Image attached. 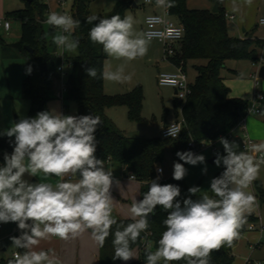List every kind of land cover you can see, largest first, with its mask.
Here are the masks:
<instances>
[{
    "label": "clouds",
    "instance_id": "clouds-1",
    "mask_svg": "<svg viewBox=\"0 0 264 264\" xmlns=\"http://www.w3.org/2000/svg\"><path fill=\"white\" fill-rule=\"evenodd\" d=\"M158 6L174 7V0H156ZM252 5L253 0H245ZM88 24L96 22L89 31L94 44L102 45L104 53L115 59L127 61L143 57L147 53V41L134 33V17L119 14L101 18L92 14ZM46 23L62 30L53 37L58 48L75 53L79 40L71 33L80 21L71 15L51 12ZM7 27V25H6ZM29 65L26 74L32 73ZM88 77L96 78L97 69H85ZM104 80L123 83L131 79L125 75L124 66L115 71L105 70ZM264 114V113H262ZM102 124L97 115L64 114L57 108L42 110L34 117H23L0 131L8 138L12 152L3 153L0 166V224L15 223L20 232L11 236L12 247L24 249L16 252L8 264H57L47 251L35 250L41 240L58 237L62 240L76 238L87 230L103 247L109 235H113V260L136 259L131 245L149 228V217L159 206L167 216L163 220L165 231L158 240V248L146 250L147 264H170L186 260V264H210L211 253L223 245L231 246L239 237V230L246 223L245 213H250L256 196L246 191L258 178L264 165V141L252 143L248 150L239 151L235 140L219 137L224 154H215L214 164L223 171L210 181V191L199 198V186L188 188L189 196L182 201L181 189L176 184H160L153 179L142 199L134 200L130 207L132 221L118 224L113 213V186H119L104 160L95 155V133ZM181 130L172 124L168 135L176 138ZM14 138V139H13ZM256 154H259L258 156ZM180 162H174L172 177L176 181L188 175L185 164L205 165L206 157L192 151H178ZM163 174V169L157 167ZM55 176L57 183L30 182L25 176ZM78 179H73L75 177ZM116 230L112 233V227Z\"/></svg>",
    "mask_w": 264,
    "mask_h": 264
},
{
    "label": "trees",
    "instance_id": "trees-1",
    "mask_svg": "<svg viewBox=\"0 0 264 264\" xmlns=\"http://www.w3.org/2000/svg\"><path fill=\"white\" fill-rule=\"evenodd\" d=\"M25 6L6 13L7 18L18 19L21 25L19 40L30 49L18 51L25 63V71L30 65L32 73L24 75L22 94L29 101L27 117H34L37 112L48 110L49 102L56 99L54 95L55 82L59 78L58 66L62 58L57 54V45L53 43L56 30L49 25L44 28L43 23L49 15V5L43 0H23ZM87 0H73L71 13L74 19L79 20L80 26L71 33L73 39L79 40L77 54L66 60L70 63L67 82V102H74L77 106L76 115H97L102 124L98 127L95 136L97 140L96 157L111 162L119 169H124L125 175H134L142 182L140 199L148 191L153 179H157L155 168L164 161L169 152L175 160L178 151H186L187 143L193 139L196 143L217 139L221 134L234 128L241 117L246 113L249 103L238 97L229 96V87L225 84L221 70L230 59H247L254 63L260 61L264 47V38L256 36L238 37L229 34L225 11L219 6L218 12L206 9H192L187 0H174V7L168 8L184 28V36L173 57L169 61L175 65H182L184 70L189 61H192L197 71L195 82L191 85V93L184 101L174 102V113L184 119L185 126L177 138H163L160 136L144 137L136 134H125L115 122L106 114V108L111 106H125L130 121L143 122L142 116L144 93L141 85L123 93L110 95L105 92L102 73L107 54L102 45L94 44L89 38V31L96 23L88 24L86 18L91 15L86 8ZM124 8L133 4L126 1ZM101 18H107L98 15ZM110 18V17H108ZM2 42V39L0 38ZM3 43V42H2ZM3 44V50H5ZM66 53V52H65ZM205 60V63H200ZM95 67L96 78L88 77L85 69ZM180 108V109H179ZM14 139V138H13ZM12 152L8 138L0 136V166L3 164V153ZM221 174L218 173L215 177ZM160 184H176L181 189V201L189 196L188 186L183 180L176 181L172 174L159 179ZM259 196L264 203V190L256 184ZM213 195V194H212ZM202 196L197 193L196 197ZM167 213L159 206L155 215L149 217V241L151 247L140 249V238L131 245L138 248V258L127 264H147L146 250L155 251L158 240L161 238L165 226L163 220ZM246 223L239 230L240 233L248 229L249 224L258 221L254 214L245 213ZM118 224L127 225L133 222L130 218L115 217ZM116 225L112 227V233ZM114 236L109 235L103 247L99 246V264H120L122 261L113 260ZM223 245L219 250L211 253L210 264H234L233 245ZM13 257L0 259V264H8ZM159 264H164L160 261ZM170 264H186V260L173 261Z\"/></svg>",
    "mask_w": 264,
    "mask_h": 264
},
{
    "label": "rangeland",
    "instance_id": "rangeland-1",
    "mask_svg": "<svg viewBox=\"0 0 264 264\" xmlns=\"http://www.w3.org/2000/svg\"><path fill=\"white\" fill-rule=\"evenodd\" d=\"M49 5V11L56 12L58 8L63 12L70 13L73 0H43ZM128 0H87L86 8L92 15H102L104 17H111L119 14L121 18L126 15L134 17V33L137 36L144 38L147 43V53L143 57H138L135 60L127 61L125 59H115L107 56L104 64V71H115L118 66H124L125 75H131V79L117 83L105 80V90L110 95L126 93L137 85H141L144 93L142 116L145 121L135 122L128 118L127 108L125 106H114L109 112L114 117L118 127L125 132V134H136L144 137L160 136V131L163 124L172 118L174 113V102L177 100L175 90L171 86L161 85L158 82V75L163 71H176L169 59L163 54V45L155 40L148 39L144 35V22L148 14L159 13L163 14V6L143 3L142 0H132L133 4L126 6L124 4ZM7 8H18L23 6V0H3ZM218 4L226 13L234 14L235 20H226L229 34L233 36H247L248 34H256L264 38V25L259 24L261 17H264V0H253L252 5H247L245 0H187V5L192 9H206L212 11L215 4ZM137 6H133V5ZM6 10L0 13V17H6ZM49 13V14H50ZM165 13V12H164ZM176 21L172 15H167ZM11 29L6 31L0 28V131L7 129L13 122L20 118L27 117L29 109V101L24 98L22 94V82L25 75V63L23 58L18 54V49L10 46V43L18 41L21 34V25L18 19L10 18ZM44 28L48 29L49 24L46 21L43 23ZM57 34H61L60 31ZM71 38H73L71 36ZM3 44L5 50H3ZM162 48V53L155 55V49ZM61 50V48H59ZM67 52L70 59L77 54ZM200 63H205V60H200ZM264 66V48L260 56V61L253 63L247 59H230L225 63V67L221 70V74L226 77L227 85L230 88L229 95L231 97H238L248 100L252 103L255 93V81L251 77L253 72L259 71L260 67ZM255 70V71H254ZM187 80L190 84L195 82L197 71L193 67V62L189 61L186 66ZM264 82V77L259 78ZM251 84H250V83ZM247 96H250L247 97ZM61 103L58 99L49 102L50 109L57 108L61 111ZM180 109V108H179ZM261 112L264 113V107H261ZM113 111V112H112ZM77 106L74 102H67L66 113L76 115ZM178 118V117H175ZM239 129L236 128L233 132V140L239 145V151H242L241 142H239L236 135ZM219 152L224 154L223 147L218 143ZM217 152H212L210 148L200 150L197 154H203L206 157L207 173L202 174V169L205 165H188L184 166L188 169V175L183 179L188 187L199 186L202 190V195L207 192L212 195L210 191V181L218 173L223 171V166L217 167L212 158H215ZM215 160V159H214ZM176 162L172 155L167 152L165 159L160 163L164 168V177L173 172V164ZM30 182H49L55 185L58 178L55 176L45 177L44 174L38 173L37 177L25 176ZM75 177L74 179H78ZM120 181V187L114 188L113 194V216H122L123 212L117 207L118 200L130 211L131 204L134 200L140 199V182L138 180H131L126 175H119L116 177ZM257 182H264V169L260 170L258 178L254 181L255 190L251 186L246 190L256 196V203L248 214H254L258 217L255 223L259 228L247 229L239 234L235 239L233 245L234 264H244L246 259L261 261L264 264V233L261 234L260 227L264 226V203L261 202L259 189L256 186ZM258 203V204H257ZM117 206V207H116ZM262 214V215H261ZM0 228V259L12 255V252L17 250L23 253L24 249H17L12 247V242L9 239L11 236H18L20 234L15 223L1 224ZM4 234H6L4 236ZM75 242V240H74ZM92 248V246H91ZM94 249V248H92ZM35 250H44L56 261H63L66 264H79L81 260L75 251L70 247L63 245L61 247L60 238L50 237L41 240L35 246ZM135 252V249L133 250ZM80 253V251H79ZM79 258V259H78ZM87 264L93 263V258L88 257L82 262ZM58 264V262H57ZM120 264H123L121 262Z\"/></svg>",
    "mask_w": 264,
    "mask_h": 264
},
{
    "label": "built area",
    "instance_id": "built-area-1",
    "mask_svg": "<svg viewBox=\"0 0 264 264\" xmlns=\"http://www.w3.org/2000/svg\"><path fill=\"white\" fill-rule=\"evenodd\" d=\"M154 0H142V2L145 4H153ZM60 9V8H59ZM164 11L165 13L159 14V13H151L148 14L145 18L144 22V35L148 39H155L163 44V54L166 56L168 59L169 57H173L176 54V50L179 47L183 36H184V28L183 26L172 19L169 18L170 15L168 7L164 6ZM61 12V9L58 13ZM62 14H67V15H72V13H65L63 12ZM225 17L228 20H234L235 15L230 14V13H225ZM74 18V17H73ZM259 24L264 25V17H261L259 20ZM7 25V27H6ZM53 27V26H52ZM0 28L9 31L11 28V21L7 17H0ZM55 30L60 31L62 33L61 29L53 27ZM57 54L61 56L62 61L61 64L58 66V72H59V78L55 82V90H54V95L56 99H58L61 103V111L65 114L66 112V100L65 96L67 93V82L66 78L68 75V70L70 68V63L66 60V53L65 49L57 48ZM174 67L176 68V71L168 72V71H163L160 72L158 75V82L161 85H166V86H171L175 90V95L177 99L184 101L187 97L188 94L191 93V85L187 80V74L186 71L184 70L182 65H175L173 64ZM259 72V71H258ZM255 85L257 86L259 84V73H254L253 75ZM264 102V94L261 92H255L253 101L249 105L246 113L241 117L237 125L230 129L228 132L221 134L219 137H225L228 140L232 141L233 140V131L235 128H240L241 130V137H240V142H241V148L242 151H246L249 149L250 145L252 143H256V141L249 135L246 129V118L249 114H260L261 113V103ZM174 124L177 128H179L181 131L178 133V136L182 132V129L185 126L184 119L182 116L179 118L169 122L168 124L164 125L160 131V135L163 138H173L169 136L168 129L169 127ZM177 136V137H178ZM176 137V138H177ZM218 137V138H219ZM218 138L210 141H203L201 143H196L193 139H191L187 143L186 151H192L193 153H198L200 150H203L205 148H210L212 152H217L219 150L218 147ZM257 156L259 154H256ZM176 162L184 163L183 161H180L179 158L176 156L175 157ZM157 167H160L163 169V174L161 175L160 173L157 172ZM155 173L156 177H159V179L164 178V168L161 164H157L155 168ZM130 179H136L134 175L130 174L127 175ZM0 224V228H1ZM257 227L256 223H251L248 226V229H255ZM261 233L264 231V226L260 227ZM151 235V232L149 229L146 232L142 233V244L140 249H148L151 247V243L149 241V236ZM16 253V252H14ZM13 253V255H14ZM244 264H262L261 261L258 260H253V259H246Z\"/></svg>",
    "mask_w": 264,
    "mask_h": 264
},
{
    "label": "crops",
    "instance_id": "crops-1",
    "mask_svg": "<svg viewBox=\"0 0 264 264\" xmlns=\"http://www.w3.org/2000/svg\"><path fill=\"white\" fill-rule=\"evenodd\" d=\"M153 5H157V3H153ZM25 6V3L23 1V6L22 7H18V8H7V4L5 5L3 3V0H0V13L3 12L5 9L6 10V13L9 12V11H12V10H16V9H20V8H23ZM134 6V5H133ZM57 11V10H56ZM164 6H163V13H164ZM174 17V16H173ZM170 18V17H169ZM171 19V18H170ZM173 20V19H172ZM235 20V18H234ZM234 20H231V21H234ZM175 21V20H174ZM176 21L178 22V20L176 19ZM11 29V28H10ZM57 33L59 32H56L55 35H57ZM256 36V37H259V38H263V37H260V36H257L256 34H248L247 36ZM239 37V36H238ZM242 37H246V36H242ZM20 38V37H19ZM19 40V39H18ZM159 42V41H158ZM161 44V47H162V43L159 42ZM264 48V47H263ZM65 52H66V49H65ZM162 53V48H158V49H155V55L159 56L160 54ZM262 54V52H261ZM66 55H67V52H66ZM68 56V55H67ZM69 58V56H68ZM70 59V58H69ZM254 63V62H253ZM172 64V63H171ZM172 66L174 67V65L172 64ZM193 67H194V64H193ZM255 71V70H254ZM255 72H253L251 74V77H253ZM222 75V74H221ZM223 76V75H222ZM224 78V82L225 84L227 85V82H226V77L223 76ZM250 83V82H249ZM251 84V83H250ZM105 85H106V82H104V89H105ZM228 86V85H227ZM229 87V86H228ZM230 89V88H229ZM261 92L264 94V82L263 81H259V84L256 86L255 85V92ZM106 92V90H105ZM107 93V92H106ZM108 94V93H107ZM230 96V95H229ZM231 97V96H230ZM250 98V96H247ZM55 100V99H54ZM249 104H251V102H249L248 100H246ZM61 106V105H60ZM114 106H111V107H107L106 108V114L115 122L114 120V117L111 115V113L109 112L110 110H114L112 109ZM261 107H264V102L261 103ZM48 109H50V106H48ZM113 112V111H112ZM66 113V112H65ZM181 116V115H180ZM179 116V117H180ZM175 113L172 114V118L168 121H166L164 125L168 124L169 122L177 119L175 118ZM178 117V118H179ZM115 124L117 125V123L115 122ZM246 129H247V132L249 133V135L256 141V143H259V142H262L264 141V114H262V112L260 114H249L246 118ZM118 126V125H117ZM162 126V127H163ZM236 129V128H235ZM234 129V130H235ZM239 129V132L238 134L236 135V137L238 138L239 142H240V137H241V130L240 128ZM234 132V131H233ZM105 165V168L108 169V170H111L113 172V175L114 177L116 178L117 176L119 175H125V171L124 169H119L118 167L114 166L111 162H108V163H104ZM261 169H264V165H261ZM173 173V172H172ZM172 173L170 174H167L166 176L168 175H171ZM43 174V173H42ZM127 176V175H126ZM74 179V178H73ZM131 180H137V179H131ZM140 182V181H139ZM258 185L261 186V188L264 190V182L261 184L260 182L258 183ZM141 186H142V182H140V191H141ZM120 186H113L112 190H111V194L113 196L114 194V188H119ZM251 188L252 190L254 191L255 190V185H254V182L252 183L251 185ZM258 204V203H257ZM118 206V207H117ZM116 207L121 210L123 212V215L122 216H114V217H120V218H131V213L130 211L125 207V205L122 204V201L119 199L118 200V205ZM262 215V214H261ZM259 228V226L257 225L256 229ZM264 231L261 233L263 235ZM6 234H4L5 236ZM75 240V242H74ZM60 244H61V247L63 245H65L66 247H70L72 249H75L77 255H79L78 257L81 258V260L78 261L79 264H87V261L86 262H82L83 259H86L90 256L93 258V263L92 264H99V245L96 241H94V239L92 238L91 236V230H87L85 231L84 233H82L81 235H79L78 237L76 238H70L68 240H62L60 239ZM94 248L92 249L91 248ZM22 250V249H21ZM24 251V250H22ZM80 251V253H79ZM14 252H18L17 250L13 251L12 252V255L11 256H8V257H13V253ZM140 254V250L138 248L135 249V255H136V258H138ZM78 258V259H79ZM134 260V259H133ZM132 261V260H130ZM130 261H128L127 263H129ZM58 264H66L65 262L63 261H57Z\"/></svg>",
    "mask_w": 264,
    "mask_h": 264
},
{
    "label": "water",
    "instance_id": "water-1",
    "mask_svg": "<svg viewBox=\"0 0 264 264\" xmlns=\"http://www.w3.org/2000/svg\"><path fill=\"white\" fill-rule=\"evenodd\" d=\"M26 1H32V0H26ZM153 2L156 3V0H154ZM134 6H137V5L134 4ZM218 10H219V5L216 3L215 4V7L213 8L212 11L213 12H218ZM59 11H60V9L58 8L56 12H59ZM9 45L12 46V47H15L16 49H18L20 51L23 50V49H30L28 46L23 45V43H22L21 40H18L16 42L10 43ZM258 73H259V77L260 78H263L264 77V66H261L260 67ZM214 159L215 158H212L211 159V162H214Z\"/></svg>",
    "mask_w": 264,
    "mask_h": 264
}]
</instances>
